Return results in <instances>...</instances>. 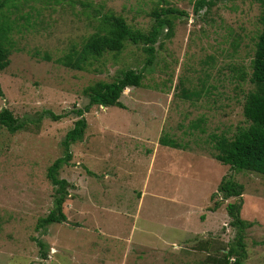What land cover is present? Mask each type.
Wrapping results in <instances>:
<instances>
[{"label":"rangeland","instance_id":"1","mask_svg":"<svg viewBox=\"0 0 264 264\" xmlns=\"http://www.w3.org/2000/svg\"><path fill=\"white\" fill-rule=\"evenodd\" d=\"M18 1L7 13L13 50L0 70V110L9 108L26 126L11 133L0 125V264H217L208 256L221 255L238 231L226 207L236 198H211L226 174L245 185L241 216L252 224L243 264H264V174L217 160L212 139L249 124L244 101L253 84L236 70H251L260 2L221 1L196 13L195 0ZM162 6L184 15L173 17L172 35L164 29L152 64L143 44L131 42L84 70L57 61L80 50L105 13L148 31ZM128 69L144 72L143 85L124 91V107L85 113L84 140L60 169L72 184L68 221L38 228L54 207L48 168L65 155L76 110ZM183 89L198 94L185 98ZM201 117L205 131L193 127ZM165 135L181 147L163 145Z\"/></svg>","mask_w":264,"mask_h":264},{"label":"trees","instance_id":"2","mask_svg":"<svg viewBox=\"0 0 264 264\" xmlns=\"http://www.w3.org/2000/svg\"><path fill=\"white\" fill-rule=\"evenodd\" d=\"M221 1L232 0H195L194 10L196 13L206 11ZM262 6L260 22L262 28L257 36L254 57L251 60V70L245 67L236 70V77L242 81L253 84V88L245 94L244 115L249 122L247 126L240 127L232 136L226 134L212 135L216 153L214 157L223 164L230 165L233 170H250L264 174V0H258ZM166 2V0H163ZM162 3V2H161ZM18 0H0V70L7 65L8 55L13 50V40L11 31L12 24L7 13L11 8H18ZM155 22L148 31L133 28L121 15L113 12L105 13L100 16L97 31L91 34L83 43L80 50L75 49L73 53L65 56L64 59L57 60L65 66L84 70L86 64L91 59H99L107 52L120 53L125 49L128 42L133 44H143L144 51L148 54L146 64L150 65L156 58L155 44L158 42L165 28H168L167 35H172L173 17L184 15V11L171 6H162L152 12ZM14 23V21H13ZM44 57L51 58L46 54ZM145 74L142 70L128 69L123 71L122 75L113 82L105 84L104 90L98 96H91L88 104L76 110L78 119L74 126L68 130L62 141L65 155L57 158L48 168V177L54 185V207L44 217L39 218L38 228L47 229L53 223H63L68 221L64 212V204L70 194L71 183L65 178L60 177V169L63 165L68 164L73 157L71 146L79 141H83L88 121L85 113L89 112L94 106H118L124 107L121 102V96L129 87H141ZM1 91V86H0ZM90 93L89 90H87ZM198 92H189L183 89L182 96L191 98ZM47 114L54 120L58 121L64 118V115L54 114L48 111ZM205 117H201L194 124V128L204 129ZM0 125L7 128L11 133L23 130L26 126L25 121H21L12 110L4 107L0 110ZM163 145L179 148L181 145L173 138L165 135L161 138ZM245 185L230 174L222 177L218 190L215 191L211 198L216 195H222L217 204L225 199L236 198L235 201L227 204L228 215L231 219V225L235 227L237 235L232 243L223 247L221 255H209L208 259L217 264H243L247 257V248L245 244V230L251 226L249 222L241 216L244 205ZM41 256L47 258L45 243L38 241Z\"/></svg>","mask_w":264,"mask_h":264}]
</instances>
